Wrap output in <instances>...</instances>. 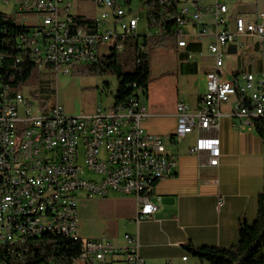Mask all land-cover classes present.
<instances>
[{
    "label": "built area",
    "instance_id": "2783aa9c",
    "mask_svg": "<svg viewBox=\"0 0 264 264\" xmlns=\"http://www.w3.org/2000/svg\"><path fill=\"white\" fill-rule=\"evenodd\" d=\"M75 1L13 0V18L22 28L16 39L35 49L39 73L58 80L61 73L71 74L79 66L122 51L131 36L171 34L176 46L194 58L189 44L210 35L208 48L215 61L206 75L207 91L195 111L178 104L175 136L217 128L223 116L221 105L231 97L237 98L232 114L253 124L255 119L264 122V70L258 77L245 71L242 82L225 77L221 70L225 48L233 46L239 52L246 36L262 42L264 49V12L253 19L230 17L226 0H179L172 29L167 26L169 17H163L166 23L162 24L156 18L150 23L145 16L146 32L140 34V12L147 14L145 0H139V11L132 7L134 0H94L99 9L95 16L76 12ZM208 16L210 24L204 22ZM23 64L21 54L0 50V77L12 78ZM146 114L139 96L117 108L103 111L99 104L92 113L71 115L57 91L42 108L24 88L9 91L0 86V248L22 244L28 233L41 232V236L82 241L73 264H148L135 235L125 234L126 245L119 246L109 240L82 239L77 229L81 193L89 198L111 192L133 195L138 221L158 209L151 194L171 173L174 161L163 139L143 128ZM206 149L211 151L209 164L218 166V138L200 137L190 153ZM0 264L7 263L0 260Z\"/></svg>",
    "mask_w": 264,
    "mask_h": 264
},
{
    "label": "crops",
    "instance_id": "0c3cea01",
    "mask_svg": "<svg viewBox=\"0 0 264 264\" xmlns=\"http://www.w3.org/2000/svg\"><path fill=\"white\" fill-rule=\"evenodd\" d=\"M213 1L205 0L206 3ZM244 13H230L229 9L228 15L249 19ZM204 22L210 24L211 17L204 18ZM187 29L192 30V27ZM205 37L208 46L212 41L210 35L199 39L201 54L195 55L193 61L186 51L174 47L181 53L180 73L195 76V83L201 81L205 86L193 105L177 101L169 109L158 105L148 109L139 96L147 110L142 120L143 128L163 139L174 161L171 173L157 183L151 194V201L158 209L150 218L138 221V202L133 195L111 192L89 198L81 193L77 229L82 239H103L125 246V234L129 233L138 237L139 253L148 264H197L198 259L187 252L185 245L230 246L239 239V218L255 221L258 196L264 191V141L253 122L232 114L237 98L221 105L223 116L217 128L195 129L183 137L175 136L178 104L184 103L195 111L207 91L206 75L214 68L215 56L210 51L203 54ZM249 38L253 39L251 45L246 42ZM243 39L245 43L239 52L233 46L225 48L223 67L225 58H230L233 64L228 73L222 71L225 77L240 82L245 71L258 77L264 70L261 42L252 36ZM200 137L219 139L218 166L209 164L210 150L190 153ZM185 256L187 258L183 259Z\"/></svg>",
    "mask_w": 264,
    "mask_h": 264
},
{
    "label": "trees",
    "instance_id": "16d2710c",
    "mask_svg": "<svg viewBox=\"0 0 264 264\" xmlns=\"http://www.w3.org/2000/svg\"><path fill=\"white\" fill-rule=\"evenodd\" d=\"M145 0L147 5L146 19L152 23L156 18L164 24L165 18L171 22L167 26L172 29L174 17L178 14L179 0ZM173 19V22H172ZM22 31L14 18L0 12V50L19 53L25 63L15 70V76L5 77L13 87L20 86L36 74L38 83L34 89L27 90L26 94L38 99L40 107H44L52 92H56L54 79L48 73H39L35 63L27 54L18 48L16 36ZM155 46H172L176 43L169 35L161 36H131L125 39L122 51H113L102 57L98 62L79 66L74 73L81 75L114 74L118 80V88L114 97V108L125 105L131 97L139 96L140 90H146L151 75L150 52ZM188 51L200 52L201 42L190 43ZM186 59L185 55H182ZM109 87V83H106ZM258 135L264 141V122L254 120ZM82 241L62 235H44L28 238L22 244H12L0 248V260L7 264H73L74 259L80 256ZM187 252L198 259L197 264H264V191L258 196V210L255 221L248 222L245 217L239 218V239L230 246H196L193 243L185 245Z\"/></svg>",
    "mask_w": 264,
    "mask_h": 264
},
{
    "label": "rangeland",
    "instance_id": "374dc122",
    "mask_svg": "<svg viewBox=\"0 0 264 264\" xmlns=\"http://www.w3.org/2000/svg\"><path fill=\"white\" fill-rule=\"evenodd\" d=\"M230 13L245 12L244 14L253 19L256 13L264 12V0H226ZM127 7V5L124 3ZM76 12L87 16H95L99 9L94 0L75 1ZM132 7L135 11L142 10L141 2L134 0ZM15 5L13 0H0V12L15 17ZM145 12H140L141 24L139 33L146 32ZM253 39L249 38L247 45H251ZM208 39L204 38L203 54L208 50ZM262 45V42L261 44ZM201 53L197 52V57ZM226 64L222 68L223 72H229L232 60L225 58ZM193 61L192 58L189 59ZM181 61V53L172 46H155L150 52L151 75L148 88L139 91L141 101L149 109L152 106H159L169 109L177 101L185 103H195L200 93L205 90L204 84L200 81L195 83V76L181 74L178 65ZM228 61H230L228 63ZM199 81V80H198ZM38 83V76H33L27 83L20 86L26 91L34 89ZM109 83V87L106 86ZM119 80L111 73L104 75H81L74 73H61L58 80L54 78V85L58 92L59 101L72 114H81L92 111L101 104L103 111L109 110L114 105V97L118 88ZM231 97L230 103L234 101Z\"/></svg>",
    "mask_w": 264,
    "mask_h": 264
},
{
    "label": "bare ground",
    "instance_id": "6f19581e",
    "mask_svg": "<svg viewBox=\"0 0 264 264\" xmlns=\"http://www.w3.org/2000/svg\"><path fill=\"white\" fill-rule=\"evenodd\" d=\"M18 41V48L21 49V51L25 54L28 55V57L30 58V60H32L35 65L36 68L38 69V63H36V53H35V49L32 48V46L28 45L27 42H24V39H17ZM0 86L2 88H6V90L9 91H19V89L13 87L9 82H7L5 77H0ZM34 236H41V232H31L28 233L27 235V239L34 237Z\"/></svg>",
    "mask_w": 264,
    "mask_h": 264
}]
</instances>
